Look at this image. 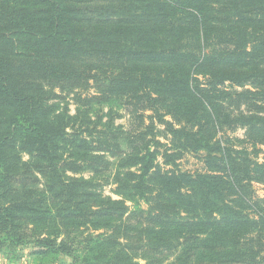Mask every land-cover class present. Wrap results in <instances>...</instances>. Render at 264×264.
<instances>
[{
	"label": "trees",
	"instance_id": "obj_1",
	"mask_svg": "<svg viewBox=\"0 0 264 264\" xmlns=\"http://www.w3.org/2000/svg\"><path fill=\"white\" fill-rule=\"evenodd\" d=\"M256 184L264 0H0V250L264 264Z\"/></svg>",
	"mask_w": 264,
	"mask_h": 264
},
{
	"label": "rangeland",
	"instance_id": "obj_2",
	"mask_svg": "<svg viewBox=\"0 0 264 264\" xmlns=\"http://www.w3.org/2000/svg\"><path fill=\"white\" fill-rule=\"evenodd\" d=\"M94 90V89H92ZM59 91V90H58ZM74 94H66L64 95L63 100L64 103H68L69 105V112L71 114L76 113V104L74 102ZM124 113V112H123ZM128 117L126 115L119 117L117 122L119 124H125ZM243 130H239L237 135H242ZM163 142H166V139L162 136L160 138ZM180 166L184 169L194 170L195 168L201 166L199 160L195 158L193 155H187L180 161ZM256 192L259 196L264 195V185L256 184L255 185ZM107 193H111L108 189ZM35 247L32 245H26L17 248V250H12L10 248H2L0 250V264H38L39 261L36 260V256L34 254ZM73 264L72 259L69 256H62L61 258L57 259L55 262L51 264Z\"/></svg>",
	"mask_w": 264,
	"mask_h": 264
},
{
	"label": "crops",
	"instance_id": "obj_3",
	"mask_svg": "<svg viewBox=\"0 0 264 264\" xmlns=\"http://www.w3.org/2000/svg\"><path fill=\"white\" fill-rule=\"evenodd\" d=\"M68 264H70V262H68Z\"/></svg>",
	"mask_w": 264,
	"mask_h": 264
}]
</instances>
